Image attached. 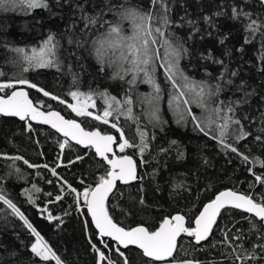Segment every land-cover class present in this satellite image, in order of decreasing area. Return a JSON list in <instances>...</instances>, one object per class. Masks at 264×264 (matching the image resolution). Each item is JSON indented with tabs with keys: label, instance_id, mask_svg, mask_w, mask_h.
<instances>
[{
	"label": "snow or ice",
	"instance_id": "obj_1",
	"mask_svg": "<svg viewBox=\"0 0 264 264\" xmlns=\"http://www.w3.org/2000/svg\"><path fill=\"white\" fill-rule=\"evenodd\" d=\"M56 2L59 4L61 0ZM248 2L249 0H244L245 4ZM258 4L264 8V0H258ZM76 7L80 11L79 19L83 22L79 31L86 34L87 38L73 39L69 35L68 44H74L77 48H86L89 55L93 56L100 65L101 72H104L106 67L111 68L113 70L111 78L124 81L129 85V90L120 98L107 89L80 91L79 74L72 72L69 65L76 90L69 91L68 95L74 103H67L66 106L77 117L91 118L104 125H110L119 136L103 132L99 128L86 129L76 119H66L59 111H53L50 107L46 111L41 110L43 103L35 102L30 98L29 92L23 86L27 89H36L43 96L58 100L61 104L66 103L64 99L30 82L22 75L30 69L62 70L61 40L51 32L38 45L30 48L5 45L26 66L22 67L19 76L0 80V115L50 125L65 138L59 144L61 150L70 141H75L86 149H94L95 156L102 162L100 166L104 168L103 174L99 176L94 186L89 185L84 187L83 191H78L58 176L56 167H59V164L50 171L53 176L62 180L61 193L67 185L69 192L74 194L77 210L83 214L86 208L87 215L91 218L90 224L96 230L102 245V247L97 246L89 237V244L96 254V264H131L127 253L130 247L137 250L142 264H225V260L230 261L231 264H249V262L264 264V192L253 191L257 185L264 188V158L253 156L250 154V149L242 151L239 147L242 141L253 136L244 121L257 123L255 117L250 119L247 114H239L255 95V90L251 89L243 79L237 83L235 78L239 76V69H230L224 59L213 57L211 51L207 55L201 54V58L221 66L222 70L215 77L214 83L211 80H197L185 72L181 67V60L190 55V50L186 46V41L178 37L173 29L186 24L191 29L187 38L190 40L200 32V27L198 21L184 17H181L183 24L173 21L169 0H148L146 6L131 5L128 0H121L119 3L103 0L101 5H97L99 11L94 15L89 14L83 4H77ZM0 8L13 11L20 8L27 13L35 9H49L50 5L48 0H0ZM108 14L112 15L111 19L106 18ZM213 15L219 17L226 15V12L220 10ZM229 18L242 22L245 44L252 43L259 35L257 70L264 73V13L256 14L242 5L233 4ZM203 19L209 27H216L212 16H204ZM75 28L74 21L70 25V30ZM208 35L210 36L211 33L209 32ZM227 39L228 36L225 34L218 42L224 44ZM237 51L243 52L244 49L241 47ZM224 55L231 56V50L226 49ZM158 66L164 70L165 82L169 87L168 108L175 117L176 123H187L190 120L196 130L215 140L225 153L231 152L239 157L241 163L247 166L253 181L249 184L248 192L234 189L219 191L208 202L203 203L194 214L190 215L181 210L165 215L157 226L142 222L134 227H126L114 219L110 211L109 197L119 193L117 182L128 185L144 179L138 174L137 161L132 155L127 154V150L136 149L141 164L147 163L144 155L150 150L151 144L147 131L139 127V116L133 111L136 104L144 106L143 114L153 127L165 122L161 116L160 105L164 90L156 75ZM4 76L5 73L0 71V78ZM139 83L149 85L151 91L137 93L136 86ZM231 88L235 89L233 96L222 99L225 90ZM235 93H240V96L235 97ZM97 99L103 101L102 111L97 110ZM194 108L200 110L199 115ZM121 116L138 125V143L126 137L119 124ZM259 124V134L254 136V140L264 145V111L259 113ZM28 128L31 130L30 123ZM176 144L177 141L173 140L170 147ZM160 151L166 152L168 149L161 148ZM177 151L178 158H183L184 153ZM8 158L14 161L23 159L21 156ZM83 159V156L76 157V160ZM23 162L29 168L40 167L30 164L27 160ZM43 167L48 168V165L45 164ZM16 171L20 170L17 168ZM81 183L83 184V181ZM184 187L182 182L173 184L174 189ZM185 190L189 189L185 188ZM32 191L40 192L41 189L33 184L31 190H24L29 202L35 204ZM139 191H143L142 186ZM62 199L63 195H56L49 203ZM0 201L11 209L35 238L29 247V252L34 258L45 264L48 262L67 264L2 191H0ZM139 203L141 205L145 203L143 196L140 197ZM231 209L241 210L245 214L241 219L247 221V230L237 227L240 221H236L231 227L225 225L220 229L222 212ZM41 211L48 213L49 221H58L57 227L64 223L61 216H53L47 208ZM68 214L64 213V215ZM84 225L87 230L89 228L87 219L84 220ZM214 230H220L222 239L206 244L205 242L213 236ZM105 238L113 241L114 246H110ZM221 246L230 249V251H221L220 255L224 259L204 261L196 255L198 252L208 251L209 248L217 249ZM112 253H115L119 259H113Z\"/></svg>",
	"mask_w": 264,
	"mask_h": 264
},
{
	"label": "trees",
	"instance_id": "obj_2",
	"mask_svg": "<svg viewBox=\"0 0 264 264\" xmlns=\"http://www.w3.org/2000/svg\"><path fill=\"white\" fill-rule=\"evenodd\" d=\"M48 2L49 9H35L27 13L20 8L14 11L0 8V71L5 73L0 80L19 76L22 67L26 66L5 45L30 48L38 45L50 32L55 33L62 44L60 50L62 70L30 69L22 75L23 78L64 99L66 103L61 104L58 100L43 96L36 89L23 87L28 90L30 98L35 102L43 103L42 109L48 110L50 107L59 111L65 118L76 119L86 129L99 128L103 132L113 133L118 137L119 133L110 125H104L91 118L77 117L66 106L67 103L72 102L71 96L68 95L69 91L76 90L69 72V65L72 72L79 74L80 91L107 89L120 98L125 91L129 90V85L124 81L111 78L113 71L111 68L106 67L104 72H101L100 65L93 56L89 55L86 48H77L74 44H68L69 35L73 39L87 38L86 34L79 31L83 22L79 19L80 11L76 5L83 4L85 10L94 15L99 11L97 5H101L103 0H61L59 4L56 0H48ZM111 2L119 3L121 0H111ZM147 2L148 0H128L131 5L146 6ZM169 2L172 6L170 14L173 21L183 24L181 17H184L198 21L200 27V32L190 40L187 38L191 29L186 24L173 29L178 37L186 41V46L190 50V55L181 60V67L185 72L197 80H211L214 83L215 77L222 70L221 66L201 58V54L207 55L211 51L213 57L224 59L230 69H239V76L235 78L237 83L243 79L247 81L251 89L255 90V95L250 98V102L241 109L239 114H247L250 119L255 117L257 123L244 121L253 136L242 141L239 147L242 151L250 149L251 155L264 158V145L254 140V136L259 134V113L264 111V100H262L264 73L257 70L260 37L257 35L252 43L245 44L242 22L229 18L233 4L242 5L256 14L264 13V8L259 6L258 0H249L247 4L244 0H169ZM220 10H224L226 15L219 17L213 15ZM204 16H212L216 27L212 28L205 24ZM106 18L111 19L112 15L108 14ZM74 21L76 28L70 30V25ZM225 34L228 39L224 44H220L218 41ZM241 47L244 51H237ZM226 49L231 50V56L224 55ZM156 75L164 90L160 107L161 116L165 122L153 127L143 114L144 106L136 104L133 111L139 116V127L147 131L151 144L150 150L144 155L147 163L141 164L136 149L127 150V154L132 155L137 161L138 174L144 179L129 186H117L119 193H114L109 198L110 211L114 219L126 227H134L142 222L157 226L165 215L181 210L190 215L194 214L203 203L208 202L219 191L229 188L248 192L249 184L253 181L247 166L241 163L239 157L231 152L225 153L215 140L196 130L190 120L187 123H176L175 117L168 108L169 87L165 82L164 70L159 66ZM150 91L151 88L147 84L139 83L136 86L137 93ZM234 92V88L226 89L221 98L233 96ZM239 96L240 93H235V97ZM103 107V101L97 99V110L102 111ZM194 111L197 115L200 114L199 109L194 108ZM28 124L0 117V191L17 205L67 264H96V254L89 244V237L97 246L102 247V245L90 224L86 211L84 209L81 214L77 210L74 194L69 192L67 185L61 193L62 180L53 176L50 169L59 164L60 166L56 167L58 176L78 191H83L86 186H94L99 176L103 174L104 168L100 166L102 162L91 150H82L71 143L61 150L59 144L63 142V139L45 127L31 125L29 130ZM119 124L126 137L139 142L136 123L121 116ZM173 140L177 141V144L170 147ZM161 148L168 151L161 152ZM177 150L184 153L183 158H178ZM15 156H21L23 159L14 161L8 158ZM77 156H83L84 159L76 160ZM24 160L40 167L29 168L24 164ZM71 161L75 162L71 163ZM45 164L48 168L43 167ZM17 168L19 172L16 171ZM257 171H259L258 168ZM154 172L155 175H153ZM180 182L185 187L174 189L173 184ZM33 184L41 189L40 192L32 191L35 204L30 203L24 194V190H31ZM141 186L142 192L139 191ZM253 191L261 193L264 192V188L257 185ZM49 193L52 195L49 196ZM56 195H63V199L49 203ZM141 196L145 201L143 205L139 203ZM44 208H47L53 216H61L64 223L57 227L59 222L49 221L48 213L41 211ZM121 209L124 211L122 212ZM65 212L69 214L64 215ZM244 215L232 209L222 212L223 218L219 221L220 229H223L225 225L231 227L233 223L240 221L237 227L247 230V221L241 219ZM85 219L89 221L87 230L84 225ZM220 239H222L220 230H214L213 236L205 243L210 244L211 241ZM34 240L35 238L31 236L23 222L0 201V264H45L29 252L30 244ZM107 242L110 246H114L111 241L107 240ZM185 242H187L186 239ZM221 251H230V249H225L223 246L217 249L209 248L208 251L198 252L196 255L204 261L221 260L224 259L220 255ZM127 253L131 264H142L136 249L129 248ZM112 255L113 259H119L115 253ZM48 264H54V262H48ZM225 264H231V262L225 260Z\"/></svg>",
	"mask_w": 264,
	"mask_h": 264
},
{
	"label": "water",
	"instance_id": "obj_3",
	"mask_svg": "<svg viewBox=\"0 0 264 264\" xmlns=\"http://www.w3.org/2000/svg\"><path fill=\"white\" fill-rule=\"evenodd\" d=\"M25 88V87H24ZM25 90H27L26 88H25ZM28 91V90H27ZM41 110H44V109H41ZM51 110H53V111H57V110H55V109H51ZM46 111V110H45ZM62 115V114H61ZM0 117H4V118H11V119H15V120H17V121H19V122H23V123H30L31 125H34V126H41V127H45V128H48V129H50L52 132H54L57 136H59L61 139H65L64 137H63V135L61 134V133H58V132H56L54 129H52L51 128V126L50 125H44V124H40V123H37V122H35V121H21V120H19V118H17V117H5V116H2V115H0ZM66 119H68V118H66ZM109 134H112V135H114V136H116L115 134H113V133H109ZM70 143L71 144H73V145H75V146H77L78 148H80V149H82V150H91L92 152H93V154L95 155V153H94V149H91V148H88V149H86L83 145H78V144H76L75 143V141H70ZM98 160H100L98 157H96ZM138 181V180H137ZM137 181H134V182H132V183H130V184H128V185H124V184H121L120 182H117V186H129V185H131V184H133V183H135V182H137ZM227 189H229V188H227ZM223 190H226V189H223ZM223 190H221V191H223ZM111 197V196H110ZM109 197V198H110ZM232 210H236V211H239V212H242L241 210H238V209H232ZM85 211H86V208H85ZM243 213V212H242ZM86 214H87V211H86ZM244 214V213H243ZM87 217H88V219H89V221H90V216H88L87 215ZM92 228L94 229V227L92 226ZM94 231L96 232V230L94 229ZM98 238V237H97ZM105 240H109L108 238H105ZM109 241H111V240H109ZM113 244H114V242L113 241H111ZM130 248H134V247H130ZM135 249V248H134Z\"/></svg>",
	"mask_w": 264,
	"mask_h": 264
},
{
	"label": "rangeland",
	"instance_id": "obj_4",
	"mask_svg": "<svg viewBox=\"0 0 264 264\" xmlns=\"http://www.w3.org/2000/svg\"><path fill=\"white\" fill-rule=\"evenodd\" d=\"M71 103H74V101L72 100V102ZM75 114V113H74Z\"/></svg>",
	"mask_w": 264,
	"mask_h": 264
}]
</instances>
